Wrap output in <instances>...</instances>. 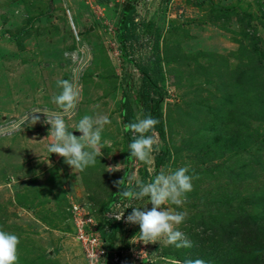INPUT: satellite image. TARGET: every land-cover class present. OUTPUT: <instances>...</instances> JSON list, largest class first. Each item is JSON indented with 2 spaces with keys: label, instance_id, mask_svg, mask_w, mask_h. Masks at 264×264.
Masks as SVG:
<instances>
[{
  "label": "rangeland",
  "instance_id": "374dc122",
  "mask_svg": "<svg viewBox=\"0 0 264 264\" xmlns=\"http://www.w3.org/2000/svg\"><path fill=\"white\" fill-rule=\"evenodd\" d=\"M124 1L0 0V126L27 115L0 134V228L19 237L18 264H88L74 239L71 205L100 227L102 206L124 174L126 182L132 173L149 182L179 167L194 177L192 191L181 207H165L187 213L179 230L193 248L144 244L139 225L125 222L115 244L131 247L128 263L185 264L197 253L204 264H264V0H134L136 29L126 42L133 61L123 59L116 39ZM135 63L164 91L170 153L157 170L164 143L156 130L150 165L126 159L119 108L128 82L131 122L143 117ZM58 80L80 93L75 110L64 114L70 131L85 115L111 121L103 155L83 172L47 151L51 125L43 110L62 111L52 100ZM33 115L41 124H31ZM128 203L112 204L125 221ZM131 203L143 210L148 200ZM105 262L99 264H111Z\"/></svg>",
  "mask_w": 264,
  "mask_h": 264
},
{
  "label": "clouds",
  "instance_id": "9594fccd",
  "mask_svg": "<svg viewBox=\"0 0 264 264\" xmlns=\"http://www.w3.org/2000/svg\"><path fill=\"white\" fill-rule=\"evenodd\" d=\"M71 24L74 27L72 21ZM74 36L79 39L75 32ZM78 53H83V51L74 49L73 56H79ZM65 55H68V52ZM57 87L61 91L52 100L62 111L50 114L43 110L47 117L44 123L51 125L46 137L50 140L47 151L50 154L54 153L63 157L73 172H83L86 168L95 166L97 158L103 155L102 149L107 142H102V132L105 125L110 124L111 121L106 115L95 117L85 115L75 125L80 135H74L65 122L64 114L75 110L80 93L76 85L69 80H58ZM38 112H41V109H35L32 113ZM39 120L38 115H33L31 124L34 125ZM158 123L157 119L147 115L138 116L135 122L124 125L125 132L132 134V141L128 145L130 157L147 165L152 163L153 153L156 151L158 143L154 129ZM114 169L119 171V164ZM188 173L189 168L187 167H179L174 170L169 168L166 171H161L149 182L139 180L135 173L128 176L127 182L125 179L114 182L117 188L126 185L118 193L123 199L129 201L127 208H132V211L128 214L126 222L139 225V241L148 244L163 240L177 248L192 246L191 241L179 230V226L185 221L187 213L165 207L166 205L181 207L184 204L187 193L191 192L193 188L192 180L194 177ZM145 198L148 200L147 204H151V209L146 207L147 204L143 210L141 207L132 206L131 201ZM112 215L116 220H120L124 217V212ZM19 244L20 239L15 233L0 228V264H18ZM185 264H204V262L202 260H189Z\"/></svg>",
  "mask_w": 264,
  "mask_h": 264
},
{
  "label": "trees",
  "instance_id": "16d2710c",
  "mask_svg": "<svg viewBox=\"0 0 264 264\" xmlns=\"http://www.w3.org/2000/svg\"><path fill=\"white\" fill-rule=\"evenodd\" d=\"M136 12L134 0H126L124 7L121 10L120 18L118 21L117 26V41L120 46V52L123 59L128 61H133V59H129L126 54L127 45L126 42L133 38V35L135 33L136 29V23L134 21V14ZM254 38V37H253ZM258 46L257 41L255 42V47ZM137 69L141 72L142 78L144 81V85L141 88V91L139 93V98L141 100L142 106H143V116L151 115L153 118L157 119L159 123L155 126V129L158 132V135L160 139L163 141V150L161 154L155 156V170L159 168L161 164H163L165 158L169 155L170 150L165 142V127H164V120L162 115V108H161V101L164 96L163 89L158 85L156 79L152 77L150 74L148 68H146L144 65H141L139 63H135ZM129 82L127 83V89L122 93L121 101H120V117L121 122L124 125L131 122L132 118V110H131V103H130V92H129ZM125 140H126V159L127 162L132 161V157H130V152L128 145L132 141V134L130 132H125ZM126 181V176L124 174L123 178ZM126 185H121V187H125ZM122 188H118L116 191L112 192L110 194V198L108 202L102 206L103 213L112 206V204L116 201L120 200H127L123 199L119 195V191L122 190ZM102 223L100 224L99 231L101 232V235L105 241V246L110 250L114 249H120L124 248L126 244L124 245H116V237L119 233L123 232L125 230V227L123 226V223L121 221L115 220V219H107L104 215L102 216ZM193 248V246H192ZM194 255V258L196 260H199L198 257H201L200 254H192ZM203 255V254H202ZM110 254H106V261L107 263L110 262ZM195 261V259H193ZM106 263V262H105Z\"/></svg>",
  "mask_w": 264,
  "mask_h": 264
},
{
  "label": "built area",
  "instance_id": "2783aa9c",
  "mask_svg": "<svg viewBox=\"0 0 264 264\" xmlns=\"http://www.w3.org/2000/svg\"><path fill=\"white\" fill-rule=\"evenodd\" d=\"M29 114H31V112ZM26 117L27 115H24L22 119L15 121V123H11L3 127L0 126V134L11 131L12 129H16L18 126L24 123L23 120L27 119ZM70 208V215L71 218H73L75 225L74 239L82 245L88 264L101 263L108 253L110 254L109 263L111 264H129V254L131 260L134 261L135 258L130 246L126 248L114 249L112 251H110L105 246V241L101 235V232L99 231V227L96 226V221L91 215H89L88 210L75 203H73ZM110 213L117 214L112 211V206L109 208V210L104 212V216L110 220L115 219L114 215ZM118 221H121L125 227L126 221L124 217Z\"/></svg>",
  "mask_w": 264,
  "mask_h": 264
},
{
  "label": "crops",
  "instance_id": "0c3cea01",
  "mask_svg": "<svg viewBox=\"0 0 264 264\" xmlns=\"http://www.w3.org/2000/svg\"><path fill=\"white\" fill-rule=\"evenodd\" d=\"M66 53V52H65ZM61 56V55H60ZM66 56H68V55H66ZM77 57H79L78 55H76ZM39 124H41L40 122H37L36 124H34V126H37V125H39ZM37 131H39V129H37ZM35 135V134H34ZM33 135V136H34ZM35 137V136H34ZM22 146H25V143L24 144H21ZM22 151V150H21ZM27 153V152H26ZM10 183L9 182H7V185H9ZM13 202V201H12Z\"/></svg>",
  "mask_w": 264,
  "mask_h": 264
},
{
  "label": "water",
  "instance_id": "95a60500",
  "mask_svg": "<svg viewBox=\"0 0 264 264\" xmlns=\"http://www.w3.org/2000/svg\"><path fill=\"white\" fill-rule=\"evenodd\" d=\"M90 28L92 29V26H91ZM3 119H5V116H3ZM74 135H77V136H79V135H80V133H79V132H77V131H74Z\"/></svg>",
  "mask_w": 264,
  "mask_h": 264
},
{
  "label": "bare ground",
  "instance_id": "6f19581e",
  "mask_svg": "<svg viewBox=\"0 0 264 264\" xmlns=\"http://www.w3.org/2000/svg\"><path fill=\"white\" fill-rule=\"evenodd\" d=\"M72 25V24H71Z\"/></svg>",
  "mask_w": 264,
  "mask_h": 264
}]
</instances>
